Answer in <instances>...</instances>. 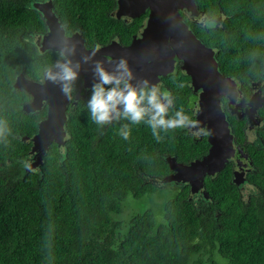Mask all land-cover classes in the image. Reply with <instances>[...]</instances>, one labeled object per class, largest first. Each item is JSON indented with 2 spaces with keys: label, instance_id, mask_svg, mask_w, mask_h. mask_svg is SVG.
I'll return each instance as SVG.
<instances>
[{
  "label": "trees",
  "instance_id": "16d2710c",
  "mask_svg": "<svg viewBox=\"0 0 264 264\" xmlns=\"http://www.w3.org/2000/svg\"><path fill=\"white\" fill-rule=\"evenodd\" d=\"M0 0V264H264V197L248 199L232 182L231 164L206 177L202 195L188 185L162 207V220L150 210L127 221L114 219L128 197L158 193L171 173L165 159L189 164L207 154V136L193 138L187 129L161 132L157 142L146 124L131 126L128 140L118 135L121 120L98 129L89 121L91 89L76 104L77 79L67 107V141L49 146L43 163L26 172L31 138L47 109L26 114L31 97L14 89L17 76L39 82L59 53H41L37 36L47 32L35 3ZM116 0H51L66 36L82 35L87 49L118 39L128 45L145 15L131 23L112 16ZM210 17L225 15L222 28L195 34L215 51L218 71L247 91L251 82L264 88V0H195ZM167 77L173 106L193 119L189 77ZM227 113V112H226ZM264 118V111L261 113ZM230 132L242 144L244 121L229 115ZM264 141V126L258 131ZM254 171L248 182L264 195V151L249 146Z\"/></svg>",
  "mask_w": 264,
  "mask_h": 264
},
{
  "label": "water",
  "instance_id": "95a60500",
  "mask_svg": "<svg viewBox=\"0 0 264 264\" xmlns=\"http://www.w3.org/2000/svg\"><path fill=\"white\" fill-rule=\"evenodd\" d=\"M33 7L42 15L47 28L46 34L36 40L39 51L59 53L64 48L73 49V54L68 58L73 63L80 64L78 78H83L84 89H91L95 83L93 75L95 61H102L104 67L111 71L115 62L123 58L135 77L133 83L147 80L154 85L159 84L161 77L173 72L175 60L181 62V70L190 78L193 92H199L195 120L199 122L200 127L207 129L210 147L206 155L189 164H182L174 157H167L165 161L172 173L164 177L161 183L187 184L191 195L201 192L204 199L208 200V193L204 190L205 178L221 172L235 154L233 136L221 107V99H227V107L231 114H236V108L241 104L237 103L236 81L218 71L213 50L203 45L182 21L180 16L182 10L194 16L198 15L194 1L117 0V10L114 13L117 19L122 16L135 19L148 10L146 25L142 33L134 36L128 46L113 41L106 46L93 49L85 47L84 39L78 32L66 36L52 11L51 1L35 3ZM86 57L90 58L88 62H85ZM13 87L31 97L30 101L22 106L24 113H36L44 107L47 109L46 117L38 123L37 133L31 138H22L23 142H31L29 154L33 157L26 167V172L30 173L42 165L51 144L55 143L59 148L65 146L66 112L70 98L61 90L58 83L48 80L45 74L39 82L17 76ZM79 96L80 93L76 99H79ZM247 105L250 110L246 116L250 123L249 128H252L259 123L255 114L259 108L264 107V96L262 97L259 92L254 93ZM237 117L241 119L242 115L238 114ZM238 153L242 155V150L239 149ZM238 164L240 167L241 162ZM244 180L245 177L238 172L232 182L239 186Z\"/></svg>",
  "mask_w": 264,
  "mask_h": 264
},
{
  "label": "clouds",
  "instance_id": "9594fccd",
  "mask_svg": "<svg viewBox=\"0 0 264 264\" xmlns=\"http://www.w3.org/2000/svg\"><path fill=\"white\" fill-rule=\"evenodd\" d=\"M73 52V49H62L59 52L60 59L45 70L46 78L58 83L69 98L75 90L80 70V64L73 63L68 58ZM89 59L86 57L85 62ZM93 75L95 83L91 88L87 110L90 123L98 129H103L114 121H128L118 130V135L128 140L131 126L146 124L157 142L164 139L161 132L167 134L170 131L196 129L192 132L195 136L209 134L207 129L199 126L197 120L186 114L183 107L169 116V109L173 106L171 94L147 80L133 83L135 77L123 58L115 62L111 71L104 67L102 61H95ZM5 131L6 123L0 121V136Z\"/></svg>",
  "mask_w": 264,
  "mask_h": 264
},
{
  "label": "flooded vegetation",
  "instance_id": "af4514ba",
  "mask_svg": "<svg viewBox=\"0 0 264 264\" xmlns=\"http://www.w3.org/2000/svg\"><path fill=\"white\" fill-rule=\"evenodd\" d=\"M48 1H51V0H45V1L40 2V3H44V2H48ZM193 1H194V4H195V7H196L198 15L194 16V15H192L190 12H188L186 10H182V11H180V16L182 18L183 23L192 32V34H194V36L203 45H205V43H203L197 37V35L195 34L194 25L202 27L206 31H208L211 28H222V26L225 24V19L226 18H225V15H223V14H220V16H217V17H210V16L206 15L205 11L200 10L198 8L195 0H193ZM116 10H117V0L115 1V8L113 10L112 16H114V13H115ZM148 14H149V11L147 10L144 14H142V15H140L138 17V18H140L141 16L145 15V18L143 19V22L140 25L139 30L137 31V33H135L132 36V39H133L134 36L140 35L142 33V31H143V29H144V27L146 25L148 16H149ZM138 18H135V19H138ZM135 19L129 18L127 16H122L118 20H122L124 23H131ZM45 34H43V35H45ZM43 35H38L37 38L40 37V36H43ZM132 39H131V41H132ZM113 41H115L119 45H121L119 43L118 39L113 40ZM128 45H122V46H128ZM206 47H208V46H206ZM98 48H101V47H98ZM208 48H210V47H208ZM210 49L213 50L212 48H210ZM213 52H214V58H215V51L213 50ZM178 74L184 75L185 72H183L181 70V62L178 61V60H175L173 72L168 74L165 77H161L160 78V82H159L158 85L162 88V90H166V91H168L171 94L169 88L164 84L163 80L167 79V77H169V78L170 77L179 78V76H177ZM79 79H81V83L78 86L77 93L75 94L74 101L72 103H74L75 101L77 102L78 99H76V96H77L78 93H80V96H84L85 94L82 93V92H85L87 90V89L83 88V78L80 77ZM189 87L191 89L190 90L191 91V95L189 97V102L191 104H193L192 112H193V117L195 119V114H196V111H197V108H198L197 101H198L199 92H197V93L193 92V89L191 87L190 78H189ZM237 90H238L237 103H240L241 106L236 108V114L235 113L231 114V112L228 110L227 99L226 98H222L221 99V107H222V109H223V111L225 113V117H226V121L228 123L229 130H230V126H229V122L227 120V117L229 115H231L233 117H236L238 119V117H237L238 114H241L242 118L238 119V120H241V121L243 120L244 121L242 144L241 145L237 144L236 140L234 139V136L232 135L233 136V147L235 148V154L233 155V157L231 159L228 160V162L226 164H228V163L231 164V167H232V170H233V172H232L233 173L232 181H233L234 177L236 176V174L238 172H240L242 174V176L245 177L244 182L238 186L240 188V191H241V196H244L243 194L247 193L246 194V198H244V199H248L251 196V194H255V193L261 195V197H264V195L262 194V191H259L258 188L254 184L248 182V175L251 174L254 171L253 161L251 159L252 158V154L250 152L249 146H252V147H254L257 150L264 151V141L261 140L259 138V136H258V131L264 126V118L261 117V113L264 111V107L259 108L256 111L255 118L258 119L259 123L256 126L252 127L251 129L249 128L250 127V123H249L248 118L246 116V113L250 110V107L247 104L251 100L253 94L256 93V92H259V94L262 97L264 96L263 82H261V81L251 82L249 87H248V89H247V91L245 89L243 90V88L240 87V84L237 83ZM80 96H79V98H80ZM171 97H172V94H171ZM243 100H244V102H243ZM243 103H244V105H242ZM187 131H188V134L193 136V138H197V137L201 138V136H202V135L201 136L193 135L192 132H195V131H192V130L191 131L187 130ZM250 136H252V138ZM207 137H208V135H207ZM239 149L242 150V155L238 153ZM31 157H33V156L30 155V158ZM240 162H241V164H240V167H239L238 163H240ZM185 185H187V184H185ZM181 186H182V184H181ZM200 195L201 194H198V195H195V196H200Z\"/></svg>",
  "mask_w": 264,
  "mask_h": 264
},
{
  "label": "rangeland",
  "instance_id": "374dc122",
  "mask_svg": "<svg viewBox=\"0 0 264 264\" xmlns=\"http://www.w3.org/2000/svg\"><path fill=\"white\" fill-rule=\"evenodd\" d=\"M254 127V126H253ZM251 129V128H250ZM252 138V136H250ZM32 157L26 162V165L31 163ZM185 184H182L184 186ZM158 186L161 187V190L158 193L146 195L140 199H133L128 197L124 203L123 212L119 215H113L114 219L120 221H127L134 214L140 213L142 211L150 210L156 214L157 219L162 220V207L163 204L172 199L180 190L181 184L179 183H169L164 184L161 181L158 183ZM201 192L195 194L198 195ZM244 193L243 198H246ZM192 195V196H195Z\"/></svg>",
  "mask_w": 264,
  "mask_h": 264
}]
</instances>
